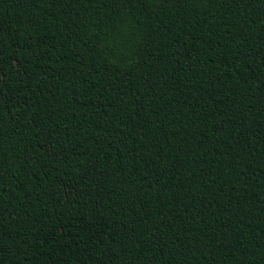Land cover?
Listing matches in <instances>:
<instances>
[{
  "label": "trees",
  "instance_id": "1",
  "mask_svg": "<svg viewBox=\"0 0 264 264\" xmlns=\"http://www.w3.org/2000/svg\"><path fill=\"white\" fill-rule=\"evenodd\" d=\"M0 264H264V0H0Z\"/></svg>",
  "mask_w": 264,
  "mask_h": 264
}]
</instances>
